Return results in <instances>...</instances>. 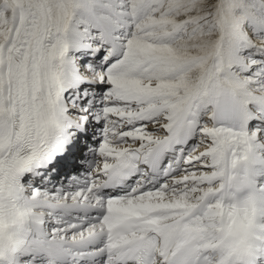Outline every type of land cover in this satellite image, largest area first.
<instances>
[{
	"label": "snow or ice",
	"instance_id": "obj_1",
	"mask_svg": "<svg viewBox=\"0 0 264 264\" xmlns=\"http://www.w3.org/2000/svg\"><path fill=\"white\" fill-rule=\"evenodd\" d=\"M0 264H264V0H0Z\"/></svg>",
	"mask_w": 264,
	"mask_h": 264
},
{
	"label": "bare ground",
	"instance_id": "obj_2",
	"mask_svg": "<svg viewBox=\"0 0 264 264\" xmlns=\"http://www.w3.org/2000/svg\"><path fill=\"white\" fill-rule=\"evenodd\" d=\"M70 171H76V168H75L74 165H72V166H64V167L62 168V171H61V177H62L63 175H65L66 173L70 172ZM54 179H60V177H56V178H54Z\"/></svg>",
	"mask_w": 264,
	"mask_h": 264
}]
</instances>
